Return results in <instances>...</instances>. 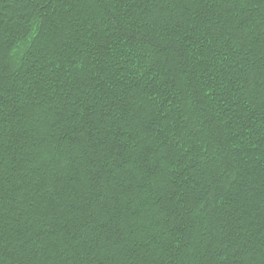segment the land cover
<instances>
[{
	"label": "trees",
	"instance_id": "trees-1",
	"mask_svg": "<svg viewBox=\"0 0 264 264\" xmlns=\"http://www.w3.org/2000/svg\"><path fill=\"white\" fill-rule=\"evenodd\" d=\"M0 264H264V0H0Z\"/></svg>",
	"mask_w": 264,
	"mask_h": 264
}]
</instances>
